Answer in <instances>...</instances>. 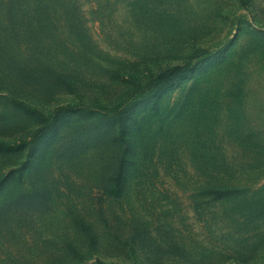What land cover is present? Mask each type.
<instances>
[{"label":"rangeland","instance_id":"1","mask_svg":"<svg viewBox=\"0 0 264 264\" xmlns=\"http://www.w3.org/2000/svg\"><path fill=\"white\" fill-rule=\"evenodd\" d=\"M0 264H264V0H0Z\"/></svg>","mask_w":264,"mask_h":264}]
</instances>
